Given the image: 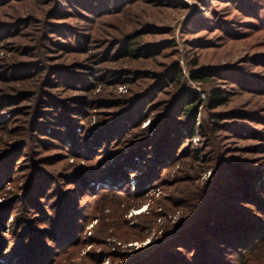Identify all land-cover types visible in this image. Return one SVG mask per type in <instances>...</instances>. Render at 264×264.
Masks as SVG:
<instances>
[{"label":"trees","instance_id":"1","mask_svg":"<svg viewBox=\"0 0 264 264\" xmlns=\"http://www.w3.org/2000/svg\"><path fill=\"white\" fill-rule=\"evenodd\" d=\"M54 1H56L55 5L57 4L55 9L52 4ZM211 1L196 0L198 5L193 6L192 9L198 14L188 19L185 29H195L204 23L212 22V25L201 27L200 30L222 31L221 38L225 37L227 41L234 39L233 33L228 32L233 21L231 23L222 21L219 15H216V9L211 6ZM224 1L232 3L231 7L237 9L240 16L249 18L248 29L258 27V24L254 25L251 21L254 18L258 21L263 18L264 0ZM63 2L66 3L64 13H68L71 8V11L78 10L79 15L86 16L91 14L103 16L112 7L122 5V1L119 0H59V2L58 0H0V6L8 5L12 10L10 19H4L0 15V36L3 34L1 37L7 36L10 32L8 28L14 31L15 28H20L17 26H24L30 22L34 24L30 37L14 40L13 52L8 58L10 62H5L6 59L0 61V72L6 70V74L11 77L9 82H1L0 85V167L7 160L18 156V162L13 164L18 170L12 174H16L14 191L18 196L14 204L26 205V208L37 210L38 204L44 202L41 201L42 198L45 200V196H48L44 195V192L49 190L46 187L48 180L45 177H37L36 179L41 182L36 183H34L35 179L29 178L24 185L25 191L17 186L19 178H26L27 169L34 168L33 163L36 160L31 158L36 155L42 159L37 162L44 163L45 167L49 165L54 167L56 164L66 162L61 160H65L67 156L76 160V157L79 158L78 154L87 155L86 152L92 150L94 145L99 142L104 144L110 139L111 142L105 145L110 150L107 157L110 155L114 157L124 142L131 139L126 146H135L132 150L133 157L139 158L142 154L150 152L145 158L143 157L145 163H151L143 172L159 176L153 186H159L163 191L169 190L170 195H175L170 196L171 198L188 202L189 207L171 228L168 226L165 231H161L157 239H152L136 249L127 247L128 249L122 252H112L113 254L109 256L113 261L116 260L120 264H262L264 262V258L261 259L264 257V185L253 180L246 182L251 176L258 175V170L248 178L245 177V180L240 177L241 174H246L245 171H241L242 173L238 175L240 170L233 165L230 166L229 163L228 154L231 150L225 151L228 147L221 143L223 142L221 138L225 134L223 131L235 132L237 130L235 127L241 129L239 125H231L230 121H225L226 118L254 119L257 122L264 119L254 117V110L250 109L237 110L238 108L232 107L228 111L221 110L220 108L227 102V92L212 80L217 71H206L203 67H199L194 58L184 61L187 75L184 73L185 69L181 65L183 61L180 58L169 62L163 61L160 67L155 66L153 69L145 67L142 61L153 59L157 61L158 56L169 58L170 53L164 50L176 45L174 39L144 40L143 36L148 32L154 30L155 33L168 32L169 27L162 25L159 27L154 23H143L144 25L129 31L122 39L115 38L105 42L104 45L107 46L101 55L100 52H92L84 57L85 62H81L82 66L75 63L84 69L79 72L80 75L70 73L68 64L61 61H58V65L45 63L52 58L48 54L54 48L59 50L68 48V45L59 41V38L52 40L54 34L61 36L68 33L79 36V33L71 27L66 25L64 27L52 21L54 14L60 15L59 7ZM183 6L192 7L187 3H183ZM210 6L211 16L203 15L201 8L205 11ZM11 24L14 25L10 26ZM97 36L98 33L93 35L94 40ZM88 41L91 42L89 39ZM200 43L205 47L209 41H197V45ZM69 44L70 47L81 46L82 42L80 39H73ZM58 57L52 61L58 60ZM110 57L114 58V61L126 64L121 67L104 65ZM5 72L0 74V81L3 80ZM99 72L110 75V79L105 80L102 76L96 79V74ZM250 80L257 82L258 79L250 77ZM124 82L129 84L128 93L113 91L118 83ZM193 82L202 87L205 92L204 98H201V91L192 85ZM229 82L230 87L238 85L231 78ZM102 83L114 86L111 90L102 87L95 92L94 88ZM53 88H61L62 91L67 92L79 90L89 94H70L62 101L51 92ZM261 90L263 89L257 92ZM253 91L256 90H250L249 94H253ZM44 106L48 107L43 108ZM103 108H112L113 111H97ZM150 112L153 117L149 126L141 128V122ZM94 115L97 119L91 126L90 119ZM125 120L129 122L123 126ZM152 127L154 129H151ZM91 129L94 130V138L89 140L90 135L86 130ZM149 129L151 134L147 135ZM196 132L201 134L198 147L203 152L201 157L197 154L198 149L192 146V138ZM118 142L119 144L116 145ZM115 145L119 147L113 150L112 147ZM75 146L77 150L74 151L72 148ZM100 158L98 157L96 161ZM106 160L108 159L105 157L102 161L106 162ZM74 164V161H71L69 167L63 169L65 171L54 172L51 184H60L56 192L57 202L59 198L65 199L71 196L70 191L78 186L76 184L81 178L88 182L98 179L100 168L97 170L93 168V164H89L86 169H78L72 167ZM207 168L211 169V174L201 180V175ZM36 170L38 172L39 169ZM1 171L2 168L0 174ZM64 178L70 181L65 183ZM181 184H184V187H181ZM127 186L129 191L126 190L125 193L128 194H117L119 201L115 202L121 206L126 205L123 209L125 212L123 217L130 207L138 209L142 202L128 203L129 198H133L132 195L136 196L138 193L136 192L138 186L131 187L130 184ZM1 194L2 189H0ZM96 194L99 196L108 193L101 190ZM147 198H149L148 194L143 199ZM219 201L223 202V206L217 207ZM66 202L68 204V200ZM150 203L151 201L148 202L147 211L137 214L136 223L130 225L134 232L142 231L144 223L147 226L150 224V220L147 219L151 209H149ZM11 204L13 203L10 200L5 207L0 204V212H3L0 216L4 217L8 209H16ZM238 205L241 209L236 207ZM106 206L101 205V208ZM27 211L29 215L25 217L31 216L27 219L28 226L22 225L24 217L20 215L9 217L12 220L11 235L13 234V238L18 235L22 240V246L29 236H35L33 234L35 230L30 229L39 217L36 212L30 209ZM74 212L76 214H73ZM74 212L72 209L67 210L68 219L75 215L81 216L79 209H75ZM63 214L59 211L57 220L43 221L46 226L55 222L56 230L50 232L42 227L43 234L38 236L39 239L44 240H39V244H36L37 238L31 241L30 246L28 244L26 248L30 255L26 259L27 262L40 264L45 260L49 262L46 264H52L51 261L56 263L59 260L56 257L50 259L53 253L49 252L47 245H52V239H46L45 235L56 238L59 242H65L64 232L71 230L72 227L76 228V224L70 221L68 225H61ZM92 216L97 222L99 221L96 239L101 240L100 244H103L106 235L109 234L104 231V226L107 225L105 221L103 223V218L99 214ZM252 223H256L257 228ZM36 224L40 223L37 221ZM259 229L261 234H258ZM132 234L136 236L134 239H142L137 234ZM128 236L127 233L126 237ZM1 240L6 241L7 237L0 235V244H2ZM67 240L69 244H75L74 239L72 242L71 239ZM12 247L10 245L9 250L12 249L13 254L21 249L20 246L17 249L16 246ZM104 253L103 249L93 254L89 252L80 262L100 264ZM8 259L13 260L10 255Z\"/></svg>","mask_w":264,"mask_h":264},{"label":"rangeland","instance_id":"2","mask_svg":"<svg viewBox=\"0 0 264 264\" xmlns=\"http://www.w3.org/2000/svg\"><path fill=\"white\" fill-rule=\"evenodd\" d=\"M119 1H122L121 7H112L108 13L103 16L95 14H91L90 16H86L85 14L79 15L78 10L71 11V8H69L68 13H64L63 11L66 8V3L63 2L62 6L60 5L59 7L60 15L54 14L52 21L63 26L66 25V27H71L75 32L79 33V36H73L68 33L64 35L61 34V36L54 34L52 40L59 38V41L68 45V48L62 50L54 48L48 54V56H52V58H49L50 60H46L45 63L57 64L58 61H61L62 63L68 64V70L70 73H78V75H80L79 72L84 71V69L75 63L82 66L83 64L81 62H85L83 59L87 54L100 52L101 55L107 46V44L104 45L105 42L114 40L115 38L122 39L129 31L136 29L138 26L144 25L143 23H154L159 27H169L168 32L155 33L154 30L144 34V40L160 41L164 39H174L176 40V45L164 50L166 53H170L171 56L169 58L158 56L157 61L154 59L142 61V63L145 64V67L153 69L155 66L160 67V63L163 61L169 62L173 59L180 58V60L183 61L181 65L185 69L184 73L187 75L188 72L185 66L186 62L184 61L194 58L198 62L199 67H203L206 71H217V74L213 75L212 80L216 85H220L227 92V102L224 107L220 108L221 110L228 111L232 107L238 108L237 110L250 109L254 110V117H258L262 120L264 119V28H261V26L264 27V16L263 18H260L259 21L255 18L252 19L251 22H254V25L258 24V27L255 26L254 28L248 29L247 26L250 22L249 18L240 16L239 12H237L238 10L231 7L232 3L225 2L224 0H214V2L210 0L211 6L216 9V15H219L222 21H228L229 23L233 21L232 24H230V28H228V32L233 33L234 39H228L227 41L225 37L221 38L222 31L218 32L213 29L200 30L201 27H208V25H212V22H207V24L204 23L195 29H185L188 19L196 17L198 14V12L195 14L194 9H192L193 6L196 7L198 5L196 0H128V3L127 0ZM13 3L14 2H12V4ZM55 3L56 1L52 3L53 9L57 6ZM183 3H187L192 7L188 8L183 6ZM226 4L229 6L225 7ZM211 6L206 8L205 11L203 10L204 8H201L203 15H207L208 17L211 16ZM10 13H12V10L8 8V5L0 6V15L2 18L10 19ZM204 18L207 19V17ZM12 25L14 24H11L10 26ZM33 25L34 24L32 22L26 23L24 26H17L20 28H15L14 31L13 29L10 30V28H8V31L10 32L7 33L6 37H1L3 36V34H1L0 61L1 59H6L5 62H10L8 58L12 55L14 40L30 37L34 27ZM4 31L6 32L7 30L5 29ZM96 33H98V36L94 40L93 35L95 36ZM73 39H80L82 45L70 47L69 43ZM88 39L91 42H89ZM197 41H209V43L205 44L207 46L202 47L201 43L200 45H197ZM212 44L213 46H208ZM57 56H59V59L52 61V59ZM125 64L126 63L121 64L120 61H114V58L111 57L104 63V65H108L110 67H121V65ZM5 71L6 70H2L0 74ZM99 76L105 77V80H108L111 77L110 75L107 76L105 72L97 73L96 79L99 78ZM237 76L245 81L240 80ZM250 77L257 78V82H252ZM10 78V75L5 72L3 80L0 81V85L1 82H9ZM120 78L121 76H119V79ZM230 78L232 81L238 83V85L230 87ZM55 85L57 86V84ZM192 85L201 91V98H204L205 92H203L202 87L195 82H193ZM113 86L114 85L111 86L102 83V85L98 84L97 88H94V90L97 92L102 87H108L107 89L111 90ZM129 88V84L126 82L118 83L113 88V91H116V93H125L129 90ZM259 89L263 90L257 92ZM250 90L256 91H253L254 93L250 95ZM51 92L55 93V97L62 101H64L65 97L70 94H89L87 92H79V90L75 92H72V90L68 92L66 90L62 91L61 88H53ZM46 107L48 106H44L43 108ZM97 111L105 112L113 111V109L103 108ZM152 115V112L147 114L146 118L143 122H141V128H147V126H149L153 117ZM96 119L97 116H92L90 119L91 126L94 125ZM109 120H111V117H109ZM197 120H199V117ZM225 121H230L231 125H239L241 128L238 129L235 127V129H237L236 131L234 130L235 132H230L229 130L223 131L225 134H223V137L221 138L223 141L221 143L228 147L225 151L231 150L228 154L229 163L231 164L230 166L233 165L240 170L238 175L242 173L241 171H245L246 174L240 175V177L244 180L245 177L248 178L249 175L258 170V175L251 176V179L246 182L253 180L264 185V120L257 122L254 119L248 120L235 117L226 118ZM127 122L129 121H123V126H125ZM151 129H154V127ZM151 129L147 131V135L151 134ZM91 130H86L90 135L88 136L89 140L94 138V130ZM130 141L131 139L125 141L121 146L122 148H120L119 151L117 150L118 153L114 157H112L113 155L107 157L110 150H108L105 145L111 142V140L108 139V142L104 144L99 142L94 145L92 150L86 152L87 155L80 156V154H78L79 158L76 157V160H74L73 157L67 156L65 160H61L66 162L56 164L54 167L51 165L45 167L44 163L37 162L42 160L38 155L31 158V160H36V162L33 163L34 168L27 169L26 178H19L17 186H19V189L25 191L26 188L24 185L27 184L29 178L33 180L35 179L34 183L41 182V180L36 179L39 176L45 177V179L48 180L46 187H48L49 190L44 192V195L48 196H45V200L42 198L41 201L44 202L43 204H38L37 210L33 208H26V205L14 204V201L18 198V196L14 191V179H16V174H12L18 170L13 167V164L18 162V156L10 159L9 161L7 160L3 166L0 167L2 168L0 174V189H2L0 204H3L2 206L5 207L7 201L10 200L11 203H13L11 206L14 205L16 209H8L4 217L0 216V235L7 237L6 241L1 240L0 264H24L25 262L26 264H30L26 261L30 255L26 247H28V244L30 246L31 241L36 240L37 238L38 239L36 241H38V243L36 242V244H39V240H44L39 239L38 236V234L41 236L43 234L41 233L43 230L42 227H45L44 229L50 232L56 230L57 226L55 225V222L46 226L43 224V221L46 222L50 219L57 220V213L59 211L64 213L61 225H68L71 221L73 224H76V228L73 229L72 227L71 230L64 232L65 235L63 237H66L65 242H59L56 238L45 235L46 239H52V245H47L49 252L53 253L50 259L55 257L59 258L56 263L55 261H51L50 263L52 264H81L80 261L83 260L86 254L89 252L93 254L101 249H103L105 253L103 254V261L100 264H120L117 263L116 260L113 261L112 257L109 256L113 254L112 252H122L127 250V247L130 249H136L139 246L146 245L150 240L157 239L160 235L159 233H161V231H165L168 226L171 228L173 223L186 213L189 204L188 202L171 198L170 196L175 195H170L169 190L163 191L159 186H153L159 176L157 174L153 175L143 172L145 171V168L149 167L151 164L150 162L145 163V161H143L146 157L145 155L150 152L148 151L147 153L142 154L139 158L137 156L133 157L132 150H134L133 148L135 146H126V144ZM200 142L201 134L200 132H196L192 138V146L198 149L196 150L197 154L201 157L203 152L198 148ZM118 144L119 142L116 143V145ZM116 145L112 147L113 150L114 148L119 147ZM68 146L70 147V143H68ZM76 148L77 146L72 149L75 151ZM84 157L87 159H83ZM98 157L101 158L96 161ZM105 157L108 160L103 162L102 160ZM71 161H74L75 163L72 167L75 166L78 167V169H86L89 164H93V168H96L97 170L100 168L98 179L96 181L88 182L87 180L81 178V181L76 184L78 186L74 187V189L70 191L71 196L68 198L65 196V199H63L64 197H62V199L59 198V202H57L58 194L56 192L57 189H59L60 184H51V180L54 179V172L65 171L63 169L69 167V163H71ZM36 169H39L38 172H36ZM210 174L211 169L207 168L201 175V180L206 179ZM59 177L63 178V176ZM64 179L65 180L63 181H65V183L70 181L67 178ZM129 184L131 187L138 186L136 189V192L138 193H136V196L131 193L130 195H132L133 198H129L128 203H132L133 201H137L138 203L142 202L138 209L130 207L123 217L125 213L123 209L126 205L123 204L121 206L115 202L117 200L119 201L117 194H128V192L125 193V191H129L127 189V185ZM181 185V187H184V184ZM101 190L107 192L108 194H101L98 196L96 193ZM147 194L149 198L143 199ZM139 195L141 196L138 199ZM66 200H68V204H66ZM149 201H151L149 207V209H151L147 214V219L150 220V224L147 226L146 223H144L142 231L139 233L134 232L135 230L130 225L136 223L135 216L137 214L147 211ZM222 203V201H219L217 207H221V205L223 206ZM101 205H107L106 207L109 208H101ZM236 207L241 209L239 205ZM28 209L36 212L35 214L39 217L38 220H33L35 223L30 229L31 231L35 230L33 233L35 236H29V238L25 240L24 246H22L21 238H19L18 235L13 238V234L11 235L12 220L9 217L20 215L24 217L22 218L24 219L22 220V225L28 226L29 224L27 219L31 218V216L25 217L29 215V212L27 211ZM68 209H72L73 212L75 209H79L81 216L75 215L71 219H68ZM2 214L3 212L1 211L0 215ZM73 214L76 213L74 212ZM94 214H99L103 218V223L105 221V224L107 225V227L104 226V231L109 234L106 235L103 244H100L101 240L96 239L99 221L97 222V219L93 218L92 215ZM37 221L40 224H36ZM252 224L255 228H257L255 226L256 223ZM68 232H71L72 234H69ZM127 233L129 234L128 237H126ZM132 233L137 234V236L142 237V239H134L136 236ZM261 233V229H259L258 234ZM119 236L132 239L124 240ZM67 239H71V242L74 239L73 242L75 244L72 243L74 246L69 244L67 242L69 240ZM10 245L13 247L16 246V249L20 246L21 249L18 251L15 250L16 252L13 254L12 249L9 250ZM9 255L13 260H7ZM263 258L264 257H261L262 260ZM46 263L49 262L43 260L40 264ZM262 264H264V262H262Z\"/></svg>","mask_w":264,"mask_h":264}]
</instances>
